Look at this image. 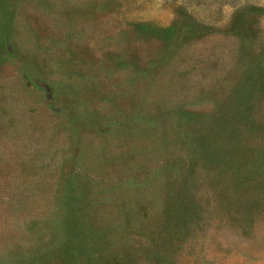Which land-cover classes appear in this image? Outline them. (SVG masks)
Here are the masks:
<instances>
[{"label": "rangeland", "instance_id": "rangeland-1", "mask_svg": "<svg viewBox=\"0 0 264 264\" xmlns=\"http://www.w3.org/2000/svg\"><path fill=\"white\" fill-rule=\"evenodd\" d=\"M0 264H264V0H0Z\"/></svg>", "mask_w": 264, "mask_h": 264}]
</instances>
